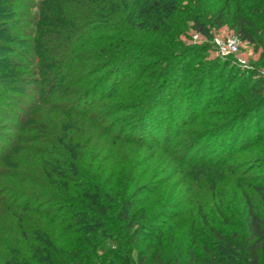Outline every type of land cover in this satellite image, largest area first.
Listing matches in <instances>:
<instances>
[{"label":"trees","instance_id":"obj_1","mask_svg":"<svg viewBox=\"0 0 264 264\" xmlns=\"http://www.w3.org/2000/svg\"><path fill=\"white\" fill-rule=\"evenodd\" d=\"M10 15L33 31L9 34L5 25L19 29ZM223 24L240 42L264 51V0H0V53L24 61L17 66L4 57L11 67L0 61V87L24 84V76L14 74L28 71L40 78L33 88L41 85L52 95L38 103L49 119H30V128L17 129L22 136L7 156L12 167L0 170L8 181L7 197L0 199L8 218L0 224V264H182L184 256V264H264V216L246 190L264 210V176L236 181L241 237L219 232L198 208L216 248L204 244L202 258L188 250L169 263L161 250L165 230L185 205L179 183L170 180L193 165L169 140L164 148L155 144L148 129L154 132L170 115L177 132L185 125L210 126L203 138H212L264 111L258 71H245L238 91L225 96L234 73L244 72L205 61L204 45L182 40L188 31L210 39ZM21 41L23 54L17 53ZM222 77L227 83L215 92ZM187 79L191 94H178ZM54 101L63 103L50 105ZM239 151L232 146V155ZM15 158L21 162L12 163ZM229 158L206 159L211 194L219 193L215 169L233 174Z\"/></svg>","mask_w":264,"mask_h":264},{"label":"rangeland","instance_id":"obj_2","mask_svg":"<svg viewBox=\"0 0 264 264\" xmlns=\"http://www.w3.org/2000/svg\"><path fill=\"white\" fill-rule=\"evenodd\" d=\"M34 1L38 3L39 0ZM8 21L15 27L19 25V29L15 30V32L11 26L5 25L9 34L14 35V33H18L19 31L23 32L26 27L27 31H33L26 23H19V18L17 16L12 17V15H10ZM187 35V37H182L185 45H204L206 47L204 55L205 61L217 59L227 62L232 65V68L240 70L241 73L244 72L243 75H240L239 72L234 73L233 71L230 74L227 73V75H229V77L227 76L228 79L233 73L235 74L233 81H236L233 82V86L228 84V89H223L227 82H225V80H223L224 77H222L217 85L215 84V92L221 93L223 89L222 93H224V91L228 90L224 95L230 96L233 94V91H238L241 83L245 80L244 78L249 75L245 73V71L255 69L264 78V51L259 46L240 42L229 29L228 24H223L216 30L212 29L210 39L194 34L191 31H188ZM18 39H20V37H18ZM228 39H236L238 41L237 50L232 54H221L216 47L215 41L224 42ZM23 43L24 42L21 41L18 45L19 51H17V53L23 54ZM4 57L13 59V63L10 62L12 65L19 66L24 63L18 54H14L13 52L10 54L0 53V59H2L0 61H2L4 65L2 67L7 65L8 67L12 66L8 64L9 62L4 61ZM21 75L24 76V84L16 81L8 83V86L4 84L0 87V170L4 168L8 170L7 166L11 162L10 158H13H8L7 156L8 153L9 155L12 153L11 146L14 145L15 141L17 142L16 136H22L18 133L19 130L17 129L26 131L27 128H30L29 125H33L32 122H29L30 119L43 122L49 119L47 118V114H49L47 113V108L42 107L41 104L38 103L51 99L52 95L47 93L48 89L46 87L44 88L46 91L44 89L42 90L43 87L41 85L37 86L38 88H33L36 87V85H34L36 82L32 83V81L40 79L38 76H33L28 71H24L22 74L16 71L14 74L17 78H22ZM224 75L226 76V74ZM179 80L180 78L177 77L176 81ZM190 82L191 81L188 79L187 82H183L182 86L177 90V93L191 94L190 91L192 90L189 88ZM176 84L174 83L173 86ZM179 84L180 83H178V87L180 86ZM50 91L51 90H49V92ZM191 97L192 96H190L189 99ZM59 103L63 102L54 101L50 105L53 106ZM40 109L43 110V113H40ZM37 110L40 111L38 112ZM201 120L211 121L204 116L201 117ZM169 122L173 123L172 126H174V123L177 121L174 120L172 122V117L166 115L165 118H163V124L160 125V128H156V132L148 129L150 138L156 141L155 144L163 148L169 140V143H173L174 145L172 150H175V148L177 151L180 150L181 154L179 156L186 157V161L191 162L190 164L193 166L189 169L187 167L184 168L170 180L172 183H179L177 189L179 191L181 190L179 198L185 205H182V213L173 221L171 228L165 230V234H163L161 238V250H163L165 262L167 263L174 257L180 256L183 251L188 250H193L199 258H202V246L204 244L216 248L217 243L215 239L208 230L201 225V221L197 214L198 208L203 210L207 215L208 221L219 232L227 237H230L233 232H235L241 237L243 233L244 214L236 181L241 179H243V181H248V179L251 181L255 178L264 176V111L263 113L254 112L249 118L241 121L240 125L237 126L232 133L221 131L219 132V136L212 138H203L205 135L204 130L210 126L198 127L182 123V125L185 126L177 132L175 127L169 126ZM211 122H214V120ZM212 125L214 124H211V126ZM35 129L38 128L33 126L32 130L35 131ZM33 131L31 133H34ZM26 133H28V131ZM26 133L24 132V134ZM259 137H261V140H258ZM25 139L26 141L28 140L27 136H24V141ZM175 145L177 146L175 147ZM186 145H194L195 147L193 149L191 148L192 150L188 152L190 146L188 149H185L184 146L186 147ZM232 146H235L236 149H240V151L232 155ZM245 146L246 148H243ZM183 148L184 150H182ZM160 152L159 150L157 153L159 154ZM227 155L230 156L228 167L233 169L234 172L233 174H229L219 168L217 170L215 169V177L218 176L216 177L218 179H214H216V186L219 193L211 194L205 181V178L208 177L210 172L204 163H207L206 159H209V162L212 161L213 163H217L222 159H226ZM18 158L12 160V163H15L16 160L21 162V159ZM9 166L12 167L10 164ZM7 182L5 179L0 178V199L6 196L5 187L7 186ZM246 190L258 211L264 216V210L259 202L258 196L250 189L246 188ZM6 221H8V218L3 216V208L0 205V224L4 225ZM194 244L195 247L192 246ZM137 252L138 248L132 253L133 259H135ZM185 258L184 256L182 264H184Z\"/></svg>","mask_w":264,"mask_h":264},{"label":"built area","instance_id":"obj_3","mask_svg":"<svg viewBox=\"0 0 264 264\" xmlns=\"http://www.w3.org/2000/svg\"><path fill=\"white\" fill-rule=\"evenodd\" d=\"M215 44L221 54H232L237 50L238 41L236 39H228L224 42L215 41Z\"/></svg>","mask_w":264,"mask_h":264}]
</instances>
